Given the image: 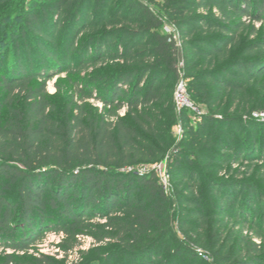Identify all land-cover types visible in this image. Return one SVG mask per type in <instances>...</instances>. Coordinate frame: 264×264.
<instances>
[{"label":"trees","instance_id":"trees-1","mask_svg":"<svg viewBox=\"0 0 264 264\" xmlns=\"http://www.w3.org/2000/svg\"><path fill=\"white\" fill-rule=\"evenodd\" d=\"M45 2L0 74V264H64L29 253L50 229L63 251L95 241L80 264H264L263 192L239 177L264 161V33L243 20L264 22V0Z\"/></svg>","mask_w":264,"mask_h":264},{"label":"rangeland","instance_id":"rangeland-1","mask_svg":"<svg viewBox=\"0 0 264 264\" xmlns=\"http://www.w3.org/2000/svg\"><path fill=\"white\" fill-rule=\"evenodd\" d=\"M46 5L45 0H0V74L7 73L9 69V65H12L14 62V43L20 37V32L26 30L25 28V13L34 12V14H39V6L42 7ZM200 12L204 13L206 10H201ZM247 25H254L256 29L260 30V34L264 33V22H257L252 20H247L245 17L243 18ZM164 30L167 33H171L174 35V39L180 44L178 36L176 35V29L170 23L165 22L163 26ZM28 33L27 42H29L34 47V41H36V37H34L31 33ZM242 34L244 32H241ZM256 37L253 35L251 37ZM60 38V37H59ZM103 65L99 64L97 67H88L86 70L82 71V75L89 74L94 70L103 68ZM55 72V71H54ZM51 77L46 79V90L49 94H54L56 92L55 84L58 79H62L66 76V72L62 69L60 72L56 74H52L50 72ZM179 81L183 83H187V80L183 77L180 78ZM68 87L67 83H63L61 85L62 91L66 90ZM91 88L94 89L93 93L95 96L99 95V87L97 85H91ZM90 104L94 105L98 109H101L102 103L96 99L87 100ZM176 105V102H175ZM197 111L189 109L190 120L195 123V121L199 118L200 114L206 113L207 110L203 106H198L194 104ZM124 110L121 109L119 111V115H124ZM255 117H259L264 119V113L254 114ZM175 135L177 137L181 136V130L178 126L174 128ZM165 161L162 160L152 167L157 171L160 181L165 184L167 188L171 186L166 174V165ZM264 161H249L245 162L241 167V175L240 178H244L246 180L255 181L261 187L264 197ZM237 167V165L235 166ZM138 171L143 170V168H137ZM146 171V170H144ZM243 234L250 235L256 242H260L259 238L255 236V232L251 231L249 228H245ZM65 235L62 232L55 231L53 229L44 231L43 234L37 238L34 244L31 246L32 249L29 252L34 257H38L39 255H48L52 256L54 259L58 261H63L64 264H80L83 262V259L87 257L86 252L93 249L96 244L95 241L90 237L80 236L77 238L76 245L73 249L69 251H63L61 246L64 243ZM65 245V243L63 244ZM1 251V249H0ZM207 254V253H206ZM204 258H207V255H203Z\"/></svg>","mask_w":264,"mask_h":264},{"label":"built area","instance_id":"built-area-1","mask_svg":"<svg viewBox=\"0 0 264 264\" xmlns=\"http://www.w3.org/2000/svg\"><path fill=\"white\" fill-rule=\"evenodd\" d=\"M174 100L178 110L182 108H188L198 112V110H196L197 107L194 106V103L188 97L186 83H183L182 81H179L176 86ZM144 170L145 169L139 171V173L146 172Z\"/></svg>","mask_w":264,"mask_h":264}]
</instances>
